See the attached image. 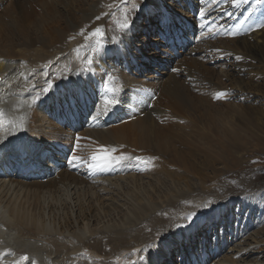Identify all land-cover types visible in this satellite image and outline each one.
<instances>
[{"label":"bare ground","instance_id":"1","mask_svg":"<svg viewBox=\"0 0 264 264\" xmlns=\"http://www.w3.org/2000/svg\"><path fill=\"white\" fill-rule=\"evenodd\" d=\"M9 1L6 14L0 15V76L5 79L0 85V134L3 114L8 118L2 102L7 97L24 100L27 109L18 134L30 156L57 149L56 144L58 153L65 151L62 146L75 153V147L88 145L102 156L127 155L133 162L119 165L130 174H118L95 185L47 163L41 164L42 170L51 168L55 178L42 182L36 173L27 171L29 159H6L8 166L22 168L13 177H0V264H32L34 259L40 264H126L128 260L134 261L130 264H179L180 257L185 258L181 264H187L189 251H198L196 263L205 264L212 241L208 231L213 234L215 227L210 219H228V195L238 203L242 198L239 194L246 195L247 190L255 191L259 198L264 193V185L251 179L252 172L244 174L247 168L255 172L262 167L257 162L260 158L240 150L244 136L264 134V29L251 38L229 35L231 39L208 44L214 58L207 62L184 56L177 63L172 61L169 49L154 48L158 46L155 44L162 45L161 40L150 42L143 37L144 45H140L133 33H128L125 38L129 46L124 49L134 55L140 71L136 77H124L132 87L159 92L157 101L150 110L145 105L134 114L135 120L71 136L46 115L43 104L58 97L55 93L62 79L59 69L69 58L82 57L87 50L86 36L92 37L97 28L116 31L106 18L109 14L119 18L124 0ZM253 1L245 0L232 21L245 20V4ZM215 2L222 7L234 5V0ZM260 10L264 15V7ZM152 20L150 17V25ZM138 22L133 19L135 30ZM247 27L253 29L254 22L251 20ZM151 43L154 50L148 53L145 50ZM222 49L232 54L210 66L223 54L219 51ZM234 56L241 59L236 62ZM147 60L166 63L179 72L151 69ZM69 74L73 76L76 71ZM49 85L50 91L44 93L42 89ZM220 93L224 95L218 96ZM218 97L222 98L215 104L213 100ZM228 99L245 102L234 108L230 103L222 104ZM224 106L227 109L213 110ZM239 106L243 109L235 120ZM141 113L145 115L141 117ZM32 159V164L37 162ZM231 177L239 180L237 186L228 183ZM211 195L221 200L212 206H221L219 213L212 212V216L202 217L186 229L173 230L184 221L182 218L199 214ZM205 220L209 221L206 225L202 224ZM254 233L245 239L237 237L226 255L210 264H264V227ZM198 236L206 243L198 246ZM150 244L153 247L149 249ZM143 247H147L146 253L140 254ZM256 252L257 258L250 260ZM237 253L244 255L235 260ZM22 256L28 260H21Z\"/></svg>","mask_w":264,"mask_h":264},{"label":"rangeland","instance_id":"2","mask_svg":"<svg viewBox=\"0 0 264 264\" xmlns=\"http://www.w3.org/2000/svg\"><path fill=\"white\" fill-rule=\"evenodd\" d=\"M176 1L177 0H168V1H164V0H161V1H158L157 3H156V0H141L140 1V3H139V5H140V7H144V6H149V7H152V6H155L156 5V8H154L153 9V11L150 13V14H154V16H150V17H152L153 18V20H152V26L151 25H148L149 23H150V21H149V16H147V13H145L143 10H140L139 11V13H137V17L139 18V24H138V29L137 30H135V28L133 29L134 31H136V33L134 34L133 33V35H134V41L135 42H137V44H140V45H144V42L145 41H143V37H146L150 42H153V39L154 38H157L156 37V35H155V33H156V31H157V29H158V27L157 26H153V25H155L156 24V21L161 17V15H162V13H161V7H167V6H169V7H175V3H176ZM182 1V0H181ZM9 0H2V3L0 4V15H2L3 13L4 14H6V12H7V10H8V5H9ZM195 2L197 3V0H195ZM199 2H200V0H199ZM6 8V9H5ZM180 13H181V15H184V16H186V13L187 14H189V11L187 10V12H182V11H180V10H178ZM189 18H191V17H189ZM134 25V24H133ZM148 25V27H143V26H147ZM151 30V32L150 33H146L147 31H150ZM131 34V33H130ZM132 35V34H131ZM157 39H159V38H157ZM154 40H156V39H154ZM160 40V39H159ZM152 45V43L149 45V47L145 50V51H147L148 53L149 52H151L152 50H154V48H156L157 50L159 49V48H164L163 47V45H161V44H155V45H158V46H151ZM154 47V48H153ZM128 52V53H127ZM125 53V54H124ZM128 55H131L135 60H136V58L134 57V55H132L131 54V51H129V49H123V51H122V53H120L119 54V56H128ZM174 64V63H173ZM210 66H213L212 65V63L210 64ZM151 68V67H150ZM151 69H153V68H151ZM165 70V69H164ZM160 71H163V70H160ZM243 75H241V77H242ZM223 80H225L226 81V79H223ZM224 81V82H225ZM222 97H218V98H216V99H214L213 100V102L216 104L217 103V101H218V99H221ZM233 100H223V103L222 104H226V103H230L231 104V106L232 107H234L235 108V105L237 106V104L238 103H240V102H242L243 104H244V99H241V100H237V101H235V103H233L232 102ZM251 102H249V104H250ZM252 104V103H251ZM254 105H256V104H254ZM227 106H224V107H215L213 110L214 111H216V110H218L219 108H226ZM232 107H230L231 109H232ZM227 109V108H226ZM237 110L235 111V113H237V116H234V118H235V120H237V117H239V113L240 112H242V107H237L236 108ZM231 120V116L229 117V121ZM122 123H119L118 125L120 126ZM220 126H222V127H224V125L223 124H220ZM262 134V136L261 135H259L258 134V132L257 133H254L253 135H251L250 136V134H247V136H244L245 137V139L243 140V141H241V144H240V150L241 151H248L250 154H252V155H256L258 158H260L259 159V161L257 160V162L262 166V167H260V168H257V170H255V172H254V170L253 171H251L250 169H246L245 171H244V174H247V173H251L252 172V174L253 175H251L252 177H251V179L253 180V181H255L256 183H258V184H261V185H264V134L263 133H261ZM23 136H25V135H23ZM73 136H75V134L73 135ZM255 136V137H254ZM257 136V137H256ZM260 137H262V139L260 140ZM241 140H242V138H241ZM260 140V141H259ZM255 141V142H254ZM258 141V142H257ZM256 143H258L259 145H257ZM59 145H61V144H59ZM73 148V147H72ZM58 158V157H57ZM257 163V164H258ZM216 165L218 166V167H221L222 168V170H226V168L225 167H223V165L222 164H220V163H216ZM246 172V173H245ZM241 173V172H240ZM239 172H237V175L238 174H240ZM255 174V175H254ZM115 175H117V176H120V175H118V174H115ZM116 176V177H117ZM233 177H231L230 178V180H228V183L230 184V183H232L231 185H235V186H237L236 184H237V181H239L238 179H232ZM248 179H250V178H248ZM193 180V179H192ZM192 183H197V181L196 180H193V181H191ZM235 183V184H234ZM190 187H193V185L192 184H190ZM239 189H240V187H239ZM241 189H242V187H241ZM164 190V189H163ZM243 190V189H242ZM241 190V191H242ZM251 191H248L247 190V194L249 195H241V194H239V197H242L241 198V200L237 203V202H234L233 201V199H232V197L231 196H229L228 195V197H230L229 199H228V201H231V205H230V211H228V216L230 217V219L232 220V223L231 224H229L228 223V219L227 220H224L223 221V225H224V231H225V235H226V237H228L229 236V232L230 231H233L235 234H237V236L238 235H240L241 237H242V235H244V236H246V237H244V239L245 238H247V237H250L251 235H253V233L254 232H256V231H258V229H261V228H263L264 227V193H262V198H259V197H256L255 195H254V193H255V191H253V192H251ZM220 193H222L221 191L219 192V194ZM157 194H159V193H157ZM238 194V193H237ZM232 195V194H231ZM212 196V197H211ZM210 196V199L206 202V204H204L200 209H202V210H200V213L199 214H196L195 212L194 213H191V214H189L186 218H182V220H184L183 222H180V223H178V224H176V226L174 227V229L173 230H176V229H179V230H181V228H183V229H185L186 227H188V224L189 223H191V222H193V221H195V222H193V223H191V226H193V225H195L196 223H197V221H199L200 220V218H202V217H208V216H212L211 214H212V212H214V213H217V212H219L220 211V209H221V206H219L218 208H216V209H214L212 206L213 205H215L217 202H219V201H221V200H218V199H216V198H218L217 196H215V195H211ZM252 196H253V198H252ZM209 197V196H208ZM254 197H256V198H254ZM215 198V199H214ZM234 198H236V195H235V197ZM249 199V200H248ZM252 199V200H251ZM209 203V204H208ZM252 204V205H251ZM224 205H226V204H224ZM263 207H261V206ZM206 206V207H205ZM249 206L251 207V209H252V214H251V218H249L250 217V215H248L247 216V214H246V212H247V210L249 209ZM204 208V209H203ZM227 211V210H226ZM207 213V214H206ZM210 214V215H209ZM201 215V216H200ZM196 216L197 217H199V218H197V219H195L196 218ZM246 216H247V218H246ZM180 219H181V217L180 216H178ZM189 217H191L192 219H189ZM166 218H169V214L168 215H166ZM210 220H212V219H210ZM249 221V222H253V225H252V227L250 228L248 225H247V221ZM206 221V220H205ZM204 221V222H205ZM203 222V223H204ZM202 223V224H203ZM255 223V224H254ZM260 223V224H259ZM186 224V225H185ZM263 226V227H262ZM230 229H233V230H230ZM173 230L171 231V232H173ZM255 234V233H254ZM199 237H201V236H198L197 237V239H196V242H197V244H198V246H200V240L202 239V237L199 239ZM208 238H210V239H212L213 238V234H211V232H210V234H209V236H208ZM219 242H220V240L218 239V238H216ZM240 239V238H239ZM250 241V240H249ZM226 242V241H225ZM229 246V245H228ZM153 246H152V244H150L149 245V249L150 248H152ZM219 247H220V244H219ZM229 247H231V246H229ZM228 248V247H227ZM143 249H145V253H146V250H147V247H143ZM209 249H210V245H209ZM109 249H107V251H108ZM228 249H226V251H227ZM210 251V250H209ZM226 251H224V254L222 255V256H225L226 255V253L228 252H226ZM204 253H206L205 251H204ZM207 254V253H206ZM240 254V253H239ZM237 255H238V253H237ZM236 255V256H237ZM241 255H244V253H242ZM259 255V253L258 252H256V254L253 256V257H251V259L250 260H252V259H254L255 260V258H257V256ZM207 256H210V255H207ZM221 256V257H222ZM184 259L185 258H183V260H182V257H180V260H179V264H181V262H184ZM194 259H196V258H194ZM210 260H214V258L213 257H209L208 258V261H210ZM235 260H237V258L235 259ZM253 261V260H252ZM110 262H112V260H110ZM130 262L131 263H133L134 261H132V260H128L127 262H126V264H130ZM208 262H206L205 264H207ZM214 264V263H213Z\"/></svg>","mask_w":264,"mask_h":264},{"label":"snow or ice","instance_id":"3","mask_svg":"<svg viewBox=\"0 0 264 264\" xmlns=\"http://www.w3.org/2000/svg\"><path fill=\"white\" fill-rule=\"evenodd\" d=\"M245 2V0H234V6L235 7H240L243 3ZM255 2L257 3V5H262L264 4V0H255ZM197 4H199V0H197ZM199 16L201 18V27H205V23H203L204 21H206L207 17L205 15V13L203 11H200L199 12ZM131 26H134V25H130V22L125 19L124 23L120 24L119 27L121 30L124 31V35L126 36L128 34V32L131 30ZM93 36H99V37H103L104 36V33L101 29L97 28L95 32L92 33ZM174 39L178 38V37H173ZM123 41H117L116 37H112L111 38V43L115 44V43H122ZM92 51L94 53H96L97 55H99L100 53L104 52V43H101L100 40H97V47L93 48ZM237 60L241 59V57L237 56L236 57ZM89 64H92L93 61L92 60H89L88 61ZM108 79L111 80L112 79V76L109 75L108 76ZM52 85H49L47 88H43L42 91L44 93H48L51 89ZM105 90L106 92L110 93V92H114L115 90L112 89V88H109L107 84H105ZM224 95L223 93H220L218 94V96H222ZM73 97L77 100V102L79 103V100H80V96H79V93L77 92H73ZM36 99H39V97H36ZM104 103L105 104H110L112 106H115L117 103H118V100L115 96H113L112 99H107L105 98L104 100ZM21 120L23 121V117H21ZM19 127L22 129L23 128V123H21L19 125ZM112 151H115V149H113ZM92 161H99L101 158L98 157V156H93L92 158ZM80 160L79 157L77 156H73L72 157V160L70 161V163H76ZM133 162V158L131 156H127V155H119V156H105L103 158V162L105 165H107V167L110 169L111 167L113 166H119V165H122L123 162ZM89 167L91 168H100L101 165L99 163H92V164H89ZM189 219H192L191 217H189ZM145 251V250H141L140 251V254H142V252ZM147 259H151V256L149 255V257ZM21 260H28V257L27 256H22L21 257Z\"/></svg>","mask_w":264,"mask_h":264}]
</instances>
